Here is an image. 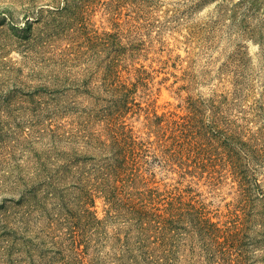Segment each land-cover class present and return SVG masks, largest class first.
<instances>
[{
	"label": "rangeland",
	"instance_id": "obj_1",
	"mask_svg": "<svg viewBox=\"0 0 264 264\" xmlns=\"http://www.w3.org/2000/svg\"><path fill=\"white\" fill-rule=\"evenodd\" d=\"M255 183L264 0H0V264H264Z\"/></svg>",
	"mask_w": 264,
	"mask_h": 264
},
{
	"label": "trees",
	"instance_id": "obj_2",
	"mask_svg": "<svg viewBox=\"0 0 264 264\" xmlns=\"http://www.w3.org/2000/svg\"><path fill=\"white\" fill-rule=\"evenodd\" d=\"M233 167H234L233 169L236 170L235 164H233ZM96 169H97V172L101 173V177L98 178L97 182L95 181L93 184L86 185V186H84V189L83 188L81 189V197L85 199L84 203H82V200L80 197L79 204L82 203L81 208H84L85 204L88 202H90L91 204L92 203L94 204V197L92 194L96 189H98V187H100L101 192L104 194V197L107 201H113L114 200V197H115L114 192L108 188V185L106 183V180L108 178H110V176L112 175L111 166L110 165L105 166V165L99 164L93 170H96ZM99 184H100V186H97ZM241 193H242V195L245 196V205H244L245 208L252 206L251 204H252V202H254L256 200V195H258V194L263 195L261 200H262V203L264 204V194L262 193V189L260 188L259 183H255L254 189L248 188V189H245L244 191H242ZM248 202H250V203L247 204ZM144 208H145V206H142L138 209V224H139V230L142 234H144L147 230V227L149 228V226H150L151 228H153V230L156 229L155 234H159V236H157V238L161 237L162 240L163 239L164 240H168V239L174 240V236L177 237V235H178L177 229L178 228L176 226H174V224L178 220H176V218H174L173 215H171L170 217L167 216V217L162 218V216L157 215L156 213L152 214V213L145 212ZM249 210H251V209H249ZM67 215H62L60 220H61L62 226L64 225L68 229V231H69L68 235L69 236L71 235V237H74L75 235H77V233H76V231H78L77 225L74 223V221L71 222L69 220L70 218H68ZM168 215H170V214H168ZM54 221H56V219ZM6 227L7 226H5L4 228H6ZM79 235H80V233H79Z\"/></svg>",
	"mask_w": 264,
	"mask_h": 264
}]
</instances>
